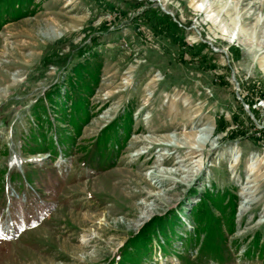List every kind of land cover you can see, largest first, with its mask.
Here are the masks:
<instances>
[{
	"label": "rangeland",
	"instance_id": "1",
	"mask_svg": "<svg viewBox=\"0 0 264 264\" xmlns=\"http://www.w3.org/2000/svg\"><path fill=\"white\" fill-rule=\"evenodd\" d=\"M33 1L25 19L0 29V169H31L24 148L40 132L31 107L66 78L67 61L100 70L69 160L28 170L33 193L24 180L0 187V264H107L139 227L177 207L173 247L191 264H264V0ZM47 108L53 122L57 106ZM129 115L114 167L86 168L80 148ZM226 189L238 202L223 258L196 262L178 238L192 231L204 192ZM172 255L153 261L181 264Z\"/></svg>",
	"mask_w": 264,
	"mask_h": 264
},
{
	"label": "trees",
	"instance_id": "2",
	"mask_svg": "<svg viewBox=\"0 0 264 264\" xmlns=\"http://www.w3.org/2000/svg\"><path fill=\"white\" fill-rule=\"evenodd\" d=\"M33 2V0H0V29L8 21L15 22L25 19L30 13L29 9L33 6ZM80 55V58L85 56ZM91 56L96 59L97 54L94 53ZM68 63L67 61L63 65L65 75L66 71L68 74L66 78L64 77L61 83L58 81L51 85L31 107L33 116L39 122L40 132L30 135L29 140L32 146L24 148L25 151L33 154L50 152L55 157L59 154V150L63 156H70L71 147L80 136L82 128L89 122L91 115L89 98L94 92V86L98 83L100 64L91 65L87 60L82 63L75 62V60L72 64ZM69 66L71 69L67 70ZM63 86L70 91H64L62 94L61 90L65 89ZM67 102H71L69 111ZM48 103L57 106L58 116L53 119V122L48 113ZM122 122L120 118H116L101 130L89 149L80 148L85 153L81 162L86 168L95 172L107 171L114 167L117 155L124 148L132 130L130 115L123 118ZM57 123L63 124L61 126L64 128ZM69 129H72V134ZM49 131L55 133L56 140L47 135ZM190 194H195V191L191 190ZM237 202V197L230 190L226 189L222 193H215L213 190L204 192L200 203L190 210L192 231L187 232L188 235L184 242L186 248L199 247L196 262L201 261L203 257L208 261L218 262L223 258L226 243L223 226L226 224L228 234L233 233ZM180 211H182L181 208L177 207L148 220L133 235L129 236L107 264H144L151 259L155 245L159 246L164 255H171L174 251L173 243L177 231L182 226L179 218ZM214 212L219 213L220 218L215 216ZM259 237L257 235L253 238L254 245L247 251L245 250L247 257L254 250H258ZM258 251L263 256L264 249ZM180 262L191 264L188 256L185 258L181 256Z\"/></svg>",
	"mask_w": 264,
	"mask_h": 264
},
{
	"label": "bare ground",
	"instance_id": "3",
	"mask_svg": "<svg viewBox=\"0 0 264 264\" xmlns=\"http://www.w3.org/2000/svg\"><path fill=\"white\" fill-rule=\"evenodd\" d=\"M204 130H206L207 131V135L209 136L211 133H213V129L212 128H208V129H203L202 131H204ZM205 132V131H204ZM205 136V135H204ZM175 137V136H174ZM171 139V138H170ZM195 140V139H194ZM220 140V139H219ZM209 141V140H208ZM217 141L218 140H214V141H212V142H216L217 143ZM168 145H167V147H169V148H172V147H177L178 145L175 143V141L174 140H170V141H168ZM179 143V142H178ZM185 144V143H184ZM183 145V144H182ZM212 146H213V143H212ZM215 146V145H214ZM187 149V148H186ZM191 151H192V149H191ZM179 165V164H178Z\"/></svg>",
	"mask_w": 264,
	"mask_h": 264
}]
</instances>
